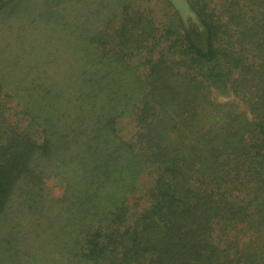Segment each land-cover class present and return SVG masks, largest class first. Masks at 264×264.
<instances>
[{"label": "trees", "instance_id": "1", "mask_svg": "<svg viewBox=\"0 0 264 264\" xmlns=\"http://www.w3.org/2000/svg\"><path fill=\"white\" fill-rule=\"evenodd\" d=\"M27 34L0 264H264V0H0V38Z\"/></svg>", "mask_w": 264, "mask_h": 264}, {"label": "rangeland", "instance_id": "2", "mask_svg": "<svg viewBox=\"0 0 264 264\" xmlns=\"http://www.w3.org/2000/svg\"><path fill=\"white\" fill-rule=\"evenodd\" d=\"M176 1V0H173ZM154 18L156 20H160L161 21V17L163 16V12H162V8L164 5L162 4H156V2L154 3ZM159 22V21H158ZM20 24L18 25H14L13 27H4L7 30H11V29H17L20 28ZM54 33L50 34V37H52L56 43H58L57 41L60 38H54L53 37ZM48 36V35H47ZM35 38V36H32L30 34H27V36L25 35L24 38L18 36H13V38L8 39V36L4 35L3 37L0 38V81H5L6 83H8L10 86L14 87V86H19V82L24 78L27 70L22 71V75L20 72V66L22 64H24V62L26 61V57L28 55L25 54V52H32L34 51L36 48L33 45V43H31V40L33 41ZM10 43L9 47L7 46V44ZM61 44V43H60ZM29 63H27L28 65ZM26 69V67L24 68ZM33 76V74H30V78ZM15 83V84H14ZM18 84V85H17ZM214 99H216L218 102L220 103H233V102H237L233 99V97L230 96H222L216 92H214ZM241 105V109L245 110V107L240 103ZM22 122V121H20ZM121 126H120V133L121 135H123L124 139H129L131 138V136H133V134L135 133V127L133 125V121L129 120V118H124V122L121 121ZM38 130L34 129L32 130V133L35 134V137H40L38 132ZM46 181V186L45 188L43 187V191L44 194H50L52 197L54 198H60L61 194L63 193L65 187L63 185V183L61 182H57L58 180H54L52 179H45ZM150 178L149 176H144L142 178V184L144 189L143 192V196L146 197L149 196L150 194ZM144 200V201H145ZM140 202V205H142V207L140 209H142L143 207L147 206V204H144L143 202ZM21 222H23V225L20 226H24V224L28 223V220L23 219L20 220Z\"/></svg>", "mask_w": 264, "mask_h": 264}]
</instances>
